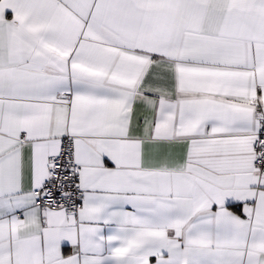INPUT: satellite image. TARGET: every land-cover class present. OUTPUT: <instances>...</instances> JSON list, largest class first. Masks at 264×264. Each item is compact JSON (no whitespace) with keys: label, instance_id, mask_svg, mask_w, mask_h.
Listing matches in <instances>:
<instances>
[{"label":"snow or ice","instance_id":"1","mask_svg":"<svg viewBox=\"0 0 264 264\" xmlns=\"http://www.w3.org/2000/svg\"><path fill=\"white\" fill-rule=\"evenodd\" d=\"M0 264H264V0H0Z\"/></svg>","mask_w":264,"mask_h":264}]
</instances>
